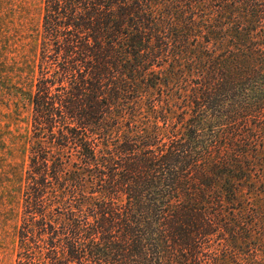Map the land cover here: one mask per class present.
<instances>
[{"label":"trees","instance_id":"obj_1","mask_svg":"<svg viewBox=\"0 0 264 264\" xmlns=\"http://www.w3.org/2000/svg\"><path fill=\"white\" fill-rule=\"evenodd\" d=\"M43 5L0 51L15 264H264V0Z\"/></svg>","mask_w":264,"mask_h":264},{"label":"rangeland","instance_id":"obj_2","mask_svg":"<svg viewBox=\"0 0 264 264\" xmlns=\"http://www.w3.org/2000/svg\"><path fill=\"white\" fill-rule=\"evenodd\" d=\"M43 0H0V51L2 53L7 51L5 47V40L18 38L20 35H25L30 29L34 32H38L41 29L43 21ZM22 50V49H21ZM28 50V48H27ZM8 102L4 97H0V151L3 150V154H0V166L9 165L12 162L7 156H3L7 150L4 144L5 135L8 133V129H16L20 133H23L26 127L25 124H20L18 128L11 124L4 123L1 118L3 115H7ZM18 119L24 120L25 113L19 112ZM21 168L27 167L28 159L23 153H18L15 160ZM2 172V170L0 169ZM0 172V173H1ZM15 238L12 233H6L0 231V258L1 264H15L16 260V244Z\"/></svg>","mask_w":264,"mask_h":264}]
</instances>
